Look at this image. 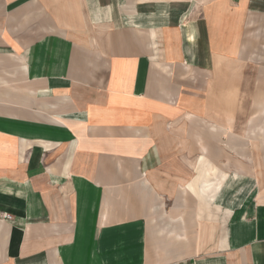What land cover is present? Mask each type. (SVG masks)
Listing matches in <instances>:
<instances>
[{
  "label": "crops",
  "instance_id": "1",
  "mask_svg": "<svg viewBox=\"0 0 264 264\" xmlns=\"http://www.w3.org/2000/svg\"><path fill=\"white\" fill-rule=\"evenodd\" d=\"M0 264H264V0H0Z\"/></svg>",
  "mask_w": 264,
  "mask_h": 264
},
{
  "label": "rangeland",
  "instance_id": "2",
  "mask_svg": "<svg viewBox=\"0 0 264 264\" xmlns=\"http://www.w3.org/2000/svg\"><path fill=\"white\" fill-rule=\"evenodd\" d=\"M188 12H189L188 9H183V10H182V15H183V14L186 15Z\"/></svg>",
  "mask_w": 264,
  "mask_h": 264
},
{
  "label": "built area",
  "instance_id": "3",
  "mask_svg": "<svg viewBox=\"0 0 264 264\" xmlns=\"http://www.w3.org/2000/svg\"><path fill=\"white\" fill-rule=\"evenodd\" d=\"M3 217L6 218V219H8V220L11 219V217L9 215H3Z\"/></svg>",
  "mask_w": 264,
  "mask_h": 264
}]
</instances>
